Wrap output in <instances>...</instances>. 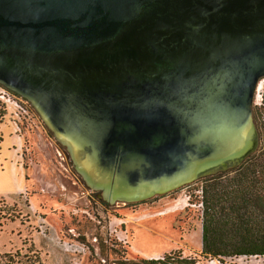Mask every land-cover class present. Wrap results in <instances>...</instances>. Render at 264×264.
Listing matches in <instances>:
<instances>
[{"label": "water", "instance_id": "obj_1", "mask_svg": "<svg viewBox=\"0 0 264 264\" xmlns=\"http://www.w3.org/2000/svg\"><path fill=\"white\" fill-rule=\"evenodd\" d=\"M263 75L264 0H0V83L106 201L238 164Z\"/></svg>", "mask_w": 264, "mask_h": 264}, {"label": "rangeland", "instance_id": "obj_2", "mask_svg": "<svg viewBox=\"0 0 264 264\" xmlns=\"http://www.w3.org/2000/svg\"><path fill=\"white\" fill-rule=\"evenodd\" d=\"M262 78L251 103L260 131ZM71 165L33 108L17 118L0 104V254L17 251L25 264H151L143 258L166 255L221 264L226 257L201 253L206 176L134 202L106 201Z\"/></svg>", "mask_w": 264, "mask_h": 264}, {"label": "trees", "instance_id": "obj_3", "mask_svg": "<svg viewBox=\"0 0 264 264\" xmlns=\"http://www.w3.org/2000/svg\"><path fill=\"white\" fill-rule=\"evenodd\" d=\"M252 119L257 134L255 148L238 164L201 176L209 180L200 186L201 253L205 255L264 253V129H258L253 112ZM17 255V251L1 253L0 264H25ZM167 259L192 264L191 258L172 255L143 261L152 264Z\"/></svg>", "mask_w": 264, "mask_h": 264}, {"label": "built area", "instance_id": "obj_4", "mask_svg": "<svg viewBox=\"0 0 264 264\" xmlns=\"http://www.w3.org/2000/svg\"><path fill=\"white\" fill-rule=\"evenodd\" d=\"M263 80L262 76L257 80L256 85L254 87L253 97L257 96V91L260 87L261 81ZM253 100V98H252ZM0 104L3 105L5 108H9L17 118L20 116H24V113H27L28 111L32 110V106L30 103L20 96L19 94L13 92L12 90L8 89L4 85L0 83ZM33 112V111H32ZM14 129L15 132L18 129V126L16 122L14 121ZM201 204V201H200ZM161 259L164 258V256H159ZM239 257L242 258L243 261H240L239 263L235 262V259H238ZM213 259L217 260L216 257H213ZM203 258H197L192 261V264H206V260ZM264 264V253L263 254H238V255H231L223 257L221 264Z\"/></svg>", "mask_w": 264, "mask_h": 264}, {"label": "flooded vegetation", "instance_id": "obj_5", "mask_svg": "<svg viewBox=\"0 0 264 264\" xmlns=\"http://www.w3.org/2000/svg\"><path fill=\"white\" fill-rule=\"evenodd\" d=\"M56 140V139H55ZM56 142L57 143H59L62 147H64L60 142H58L57 140H56ZM64 149L66 150V148L64 147ZM66 152H67V150H66ZM67 154H68V152H67ZM72 166V165H71ZM73 167V166H72ZM74 168V167H73ZM75 170V169H74ZM76 171V170H75ZM94 190H96V189H94ZM96 193L98 194V195H100L101 194V192L99 191V190H96ZM120 201H122V200H120ZM127 202H134V201H127Z\"/></svg>", "mask_w": 264, "mask_h": 264}, {"label": "crops", "instance_id": "obj_6", "mask_svg": "<svg viewBox=\"0 0 264 264\" xmlns=\"http://www.w3.org/2000/svg\"><path fill=\"white\" fill-rule=\"evenodd\" d=\"M16 140H17V143L19 142V137L18 136H16Z\"/></svg>", "mask_w": 264, "mask_h": 264}]
</instances>
